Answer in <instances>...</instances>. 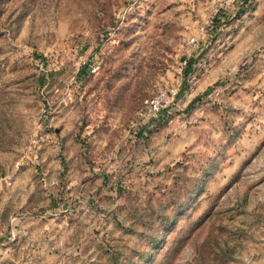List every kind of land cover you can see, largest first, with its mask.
Returning <instances> with one entry per match:
<instances>
[{"label": "rangeland", "instance_id": "rangeland-1", "mask_svg": "<svg viewBox=\"0 0 264 264\" xmlns=\"http://www.w3.org/2000/svg\"><path fill=\"white\" fill-rule=\"evenodd\" d=\"M0 264H264V0H0Z\"/></svg>", "mask_w": 264, "mask_h": 264}, {"label": "built area", "instance_id": "built-area-1", "mask_svg": "<svg viewBox=\"0 0 264 264\" xmlns=\"http://www.w3.org/2000/svg\"><path fill=\"white\" fill-rule=\"evenodd\" d=\"M193 40H195V39H193ZM164 98H165V95H160V96H155V97H152L150 99H147L146 100V106H147V109L149 110V112H152V113L158 112L161 108V104H162V101L164 100ZM141 114L143 116H145L147 113L141 111Z\"/></svg>", "mask_w": 264, "mask_h": 264}]
</instances>
